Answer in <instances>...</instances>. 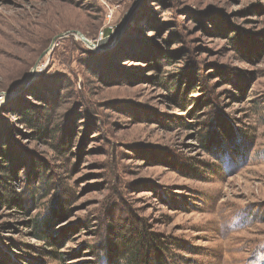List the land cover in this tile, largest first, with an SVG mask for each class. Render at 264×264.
<instances>
[{"label": "rangeland", "instance_id": "rangeland-1", "mask_svg": "<svg viewBox=\"0 0 264 264\" xmlns=\"http://www.w3.org/2000/svg\"><path fill=\"white\" fill-rule=\"evenodd\" d=\"M138 231L264 264V0H0V264H122Z\"/></svg>", "mask_w": 264, "mask_h": 264}, {"label": "trees", "instance_id": "trees-1", "mask_svg": "<svg viewBox=\"0 0 264 264\" xmlns=\"http://www.w3.org/2000/svg\"><path fill=\"white\" fill-rule=\"evenodd\" d=\"M41 116L39 114H37V112L35 111H26L25 112V116H23V120L25 121V123H27L29 125V127L34 128L38 131H41V127L38 126V121H41ZM6 158L9 157L10 159V155H8L7 153L5 154ZM43 224H44V219L41 220H36L34 222V228L35 231L38 235V233H40L41 235L45 234V229L43 228ZM137 238H135L134 240L131 239H127V240H123L122 242V250L120 251L121 256H120V262L123 261L127 262V264H164V260L161 257H156V263L155 260L153 259L151 262L148 260V257L145 255V257H142L141 255V250L147 246H143V242L142 241H152L153 237L151 236V238H148L147 236H145V234L141 231H138V236H136ZM157 243H159L157 241ZM150 253V250H149Z\"/></svg>", "mask_w": 264, "mask_h": 264}, {"label": "water", "instance_id": "water-1", "mask_svg": "<svg viewBox=\"0 0 264 264\" xmlns=\"http://www.w3.org/2000/svg\"><path fill=\"white\" fill-rule=\"evenodd\" d=\"M79 36H81V35H79ZM81 38H83L82 36H81ZM84 39V38H83ZM9 94V93H8Z\"/></svg>", "mask_w": 264, "mask_h": 264}]
</instances>
